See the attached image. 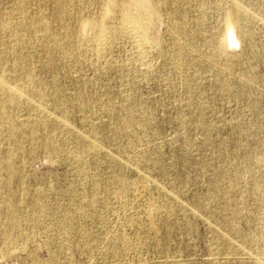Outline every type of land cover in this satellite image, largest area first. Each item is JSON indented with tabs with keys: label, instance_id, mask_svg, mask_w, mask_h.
<instances>
[{
	"label": "rangeland",
	"instance_id": "374dc122",
	"mask_svg": "<svg viewBox=\"0 0 264 264\" xmlns=\"http://www.w3.org/2000/svg\"><path fill=\"white\" fill-rule=\"evenodd\" d=\"M17 1L0 0V54L15 62L0 79L35 86L17 113L25 188L3 192L22 219L0 264H264V0H118L111 38L91 28L64 57L19 23L41 15L70 35L103 4L78 0L59 21L62 0H24L23 15ZM233 6L238 42L221 49Z\"/></svg>",
	"mask_w": 264,
	"mask_h": 264
},
{
	"label": "bare ground",
	"instance_id": "6f19581e",
	"mask_svg": "<svg viewBox=\"0 0 264 264\" xmlns=\"http://www.w3.org/2000/svg\"><path fill=\"white\" fill-rule=\"evenodd\" d=\"M78 0H62L57 2L56 10L58 12V20L62 21L63 16L65 15L64 11L69 6H72ZM103 4L102 16L100 19H86L84 20L74 33L61 34L59 31L51 32L46 26L47 21L39 15L36 18L24 17L23 21L19 23V26L26 25L27 28H32L30 31L33 32L34 37L41 38L54 44H57L59 47V53L61 56H65L68 51L74 52L76 48L81 46L83 42L88 38V31L91 28H96L98 30L97 39L99 41L104 40L106 37L111 38V30L106 26L104 20L109 15L111 8L120 5L118 0H98ZM27 6L24 0L17 1L16 10L23 15V11ZM243 18L242 12L238 7L233 6L229 11L226 17V33L222 37L215 39V42L220 46L221 49L233 44H237V38L235 36V31L239 27L240 20ZM28 23H26V21ZM134 23L131 17H126L122 23V28H127ZM33 24H38L39 29H35ZM178 30L179 26L176 27ZM4 31L5 28L2 27ZM109 38V39H110ZM173 56L175 59L180 58L182 55V49L178 42H175ZM6 53L0 54V67L6 65L11 72H15V62L6 56ZM12 74V73H11ZM35 86V82L32 78L27 77L19 83V87L11 86L5 79H0V140L3 134L9 136L8 139V152L3 159H0V172L5 169L9 173L8 180L4 183V186H0V226H1V236L0 240L2 244H9L13 241V235L11 233L13 228H19L18 220L22 219V209L18 208L17 210L13 209V203L11 197L7 194H12L18 191H22L25 188L22 178L19 176V168L17 161L19 160V151H20V134L28 130V122L21 124L17 121V113L19 111L22 103L27 102L24 91H34L31 90ZM126 124L130 125L133 122V119L128 113L124 119ZM89 145L83 147V151L88 150ZM18 181L16 190L13 191L11 184ZM6 192V196L3 195V192ZM40 196V195H39ZM40 197L35 198V202L39 200ZM94 202V200L92 201ZM73 223L72 218L63 224V229L67 230ZM116 249V248H115Z\"/></svg>",
	"mask_w": 264,
	"mask_h": 264
}]
</instances>
